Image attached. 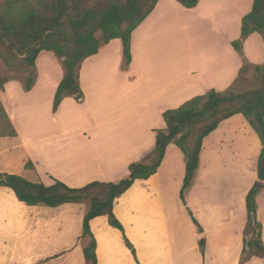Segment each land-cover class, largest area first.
<instances>
[{"label": "crops", "instance_id": "1", "mask_svg": "<svg viewBox=\"0 0 264 264\" xmlns=\"http://www.w3.org/2000/svg\"><path fill=\"white\" fill-rule=\"evenodd\" d=\"M235 1L199 0L196 7L185 9L175 0H159L131 35L127 70H121V41L112 40L81 64L83 102L65 97L56 113L53 99L63 69L54 55L41 54L30 91L13 79L0 93L17 134L0 138V173L45 186L55 179L70 188L125 178L129 165L152 149L156 131L165 129L164 111L210 90L224 91L239 75L243 62L264 63V42L258 33L243 41L242 54L231 46L240 38L241 21L252 9L251 0H239L245 10L240 12L238 6L231 34L204 37L208 42L199 54V64L193 63V51L185 43L171 48L169 39L163 40V29L168 33L173 15L204 6L220 12ZM261 148L259 137L241 114L224 120L203 139L199 167L185 193L186 206L203 230L200 234L179 197L184 155L169 144L157 172L136 180L114 201L113 213L136 258L125 245L123 233L110 226L106 216H98L89 222L97 264H238L245 198L257 181ZM27 163L32 167L27 169ZM256 202L264 244V187ZM87 209L86 203L28 206L10 188L0 187V264H66L70 259L85 264L81 235ZM210 230L217 231L218 239L213 258H209ZM201 237L205 238L204 256L198 248ZM246 264H264V259L252 258Z\"/></svg>", "mask_w": 264, "mask_h": 264}, {"label": "trees", "instance_id": "2", "mask_svg": "<svg viewBox=\"0 0 264 264\" xmlns=\"http://www.w3.org/2000/svg\"><path fill=\"white\" fill-rule=\"evenodd\" d=\"M159 0H3L0 1V62L4 65L0 75V93L4 85L14 78L8 73L26 75L25 91H30L36 76V62L41 54L51 53L60 62L63 78L54 94L52 112L56 113L63 98L73 97L83 101L79 84L81 64L96 55L112 40L122 44L123 71L131 62L130 42L133 31L153 11ZM185 9L197 6L199 0H175ZM252 9L241 21L240 40L231 43L242 54V42L258 33L264 42V0H251ZM262 74L257 87L241 90L240 79L249 68ZM241 114L259 137L261 151L257 162V181L246 195V224L243 246L238 264L252 258L264 259L262 226L257 220L256 198L264 187V63L250 65L243 62L239 75L224 91L210 90L196 96L176 109L163 112L165 129L156 131L154 145L141 161L131 163L128 175L120 181L92 182L81 188H70L60 181L45 186L25 178L0 173V187L10 188L20 202L28 206L58 207L63 204L88 202L83 217L81 240L85 264H97L96 240L89 222L106 216L110 226L124 229L113 213L116 198L120 197L136 180H145L155 174L161 165L165 150L174 144L184 155L185 176L180 190V200L198 229L201 226L186 206L185 193L191 186L199 167L202 142L221 122ZM16 131L0 98V138L15 137ZM27 169L31 164L27 163ZM125 245L135 256V250L124 235ZM199 252L205 253V238L198 241Z\"/></svg>", "mask_w": 264, "mask_h": 264}, {"label": "rangeland", "instance_id": "3", "mask_svg": "<svg viewBox=\"0 0 264 264\" xmlns=\"http://www.w3.org/2000/svg\"><path fill=\"white\" fill-rule=\"evenodd\" d=\"M3 1V0H0ZM250 2V0H246ZM241 4V5H240ZM240 5V12H244L245 5L242 4L239 0L235 1V4L226 3L225 7L217 10L209 9L201 7L196 10V12H189L186 14L177 13L175 16H172V20L169 28L168 33L166 32L165 28L163 29L162 37L165 41L167 38L168 40V47L175 48L180 47L181 43H185V46L188 49H192L193 51V63L199 64L200 63V53L202 52V47L205 48L204 44L208 41L204 39L206 35L211 34H226L229 35L233 32V17L238 13V6ZM235 6L236 11L234 12L233 7ZM260 35V34H259ZM261 36V35H260ZM186 37V40L183 42ZM262 38V36H261ZM191 40V46L188 44ZM236 39L235 41H238ZM234 42V41H232ZM231 42V43H232ZM232 46V45H231ZM243 47V42H242ZM233 48V47H232ZM236 52V51H235ZM4 65L0 62V75L3 74ZM123 71V69H121ZM9 78L18 79L20 81H24L26 75H19L15 73H8ZM262 74L257 73L254 68H249L247 72L242 76L240 79L238 86L241 90L251 89L258 86L260 83ZM84 96V95H83ZM69 97V96H68ZM84 99V98H83ZM78 102V101H76ZM78 102V103H82ZM88 204L87 201L83 202ZM208 240H209V258H213L214 255L216 256L218 253V239H217V231L210 230L208 232ZM88 241V239L82 240V246ZM66 264H77L75 260L70 259L67 260ZM212 264V263H210Z\"/></svg>", "mask_w": 264, "mask_h": 264}]
</instances>
